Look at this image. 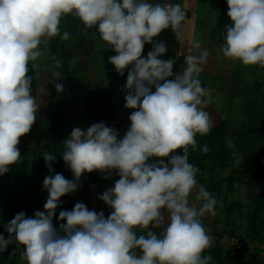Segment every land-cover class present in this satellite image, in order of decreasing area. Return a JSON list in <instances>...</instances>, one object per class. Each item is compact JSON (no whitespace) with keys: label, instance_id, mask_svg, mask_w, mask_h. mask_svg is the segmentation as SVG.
Listing matches in <instances>:
<instances>
[{"label":"clouds","instance_id":"9594fccd","mask_svg":"<svg viewBox=\"0 0 264 264\" xmlns=\"http://www.w3.org/2000/svg\"><path fill=\"white\" fill-rule=\"evenodd\" d=\"M227 5L231 24L218 53L244 66L264 67V0H227ZM69 14L98 30L116 53L108 62L119 75L128 70L123 90L124 107L133 110L130 127L122 139L105 122L73 128L61 155L74 179L60 173L45 177L44 211L34 217L16 214L5 226L8 238L0 234V252L15 243L10 255L19 252L27 264H210L212 256L204 253L213 238L201 218L215 214L217 201L198 186L200 170L188 159L189 149L197 148V134L207 135L213 127L206 111L211 89L199 79L209 53L190 52L184 57L187 66L174 75L176 61L160 59L166 44L153 43L168 28L180 38L186 12L178 3L0 0V175L20 159L17 145L37 119L40 104L31 94L28 64L41 57L42 42L61 35V18ZM61 38L69 39L70 33ZM145 44L153 47L142 58ZM191 48L201 49L200 42L193 40ZM55 88L64 91L61 83ZM200 150L209 151L206 144ZM43 158L51 172L55 157L45 152ZM150 158L159 159L150 163ZM113 170L119 179L99 196L112 209L107 218L77 202L71 211L59 212L66 223L53 225L60 198L77 191L85 172ZM193 192L199 206L189 201ZM138 227L147 234L137 235Z\"/></svg>","mask_w":264,"mask_h":264},{"label":"crops","instance_id":"0c3cea01","mask_svg":"<svg viewBox=\"0 0 264 264\" xmlns=\"http://www.w3.org/2000/svg\"><path fill=\"white\" fill-rule=\"evenodd\" d=\"M150 2L178 3L186 12V20L179 39L171 28L163 30L159 36L153 38V43L162 41L166 44L167 51L160 59L176 61L173 67L175 75L187 66L184 62L186 55L190 52L198 55L200 51L207 50L209 56L207 63L202 65L203 71L199 79L203 87L211 89L206 111L213 120V126L226 121L231 131L249 128L233 125L230 118L237 101L240 103V111L245 112L250 118L247 112L250 100L256 94H260V91H264V67L244 66L239 61L224 58L218 53L220 46L225 43L220 40L219 19L226 17L228 25L231 24L227 16V0H150ZM59 28L61 35L48 40L47 43L42 42L41 57L37 61L29 62L32 69L31 77L35 84L33 97L40 107L36 114V122L30 132L20 138L17 147L29 154L28 171L33 179H37L39 174H43V177L52 175L49 170L32 173L35 156L39 154L42 159L44 153L49 152L55 157L53 162L55 163L65 150L63 142L70 136L73 128L87 130L94 123L105 122L106 126L116 129L119 132L118 139H122L131 123L129 116L133 110L124 107L126 93L123 90L127 82L128 70L126 69L125 74L121 76L114 65L108 62L110 56L116 55L114 50L100 38L95 27L86 28L74 15L63 16ZM65 31L70 33V38L67 40L61 38ZM193 40L200 42L201 49L191 48ZM152 47V44H145L142 58H147ZM57 83L63 84L62 93L56 91ZM149 162L154 161L150 158ZM41 165H46L45 160L41 162ZM57 173L68 180L74 179L68 172ZM210 174L216 179L217 174L214 172H208L206 177L208 178ZM114 176V170L110 173L85 172L78 182L77 191L60 198L55 216L59 217L61 210L71 211L77 202L84 203L89 210L107 211L111 214L112 209L99 199V196L107 189L114 187L116 182ZM198 186L205 188L200 181ZM25 188L31 190L28 207L31 214L33 212L30 202L36 196V181H33L29 187L24 185L15 195L10 204L11 220L12 203ZM43 192L45 197L42 211L48 199L47 190L43 189ZM189 201L199 206V202L195 201V192L189 197ZM164 214L167 217L166 211ZM32 217H34L33 214ZM201 221L208 233L212 214H206ZM59 225L54 226L59 228ZM150 230L157 235L161 231L160 229ZM135 231L137 235H146L148 229L138 227ZM4 232L5 230L3 235ZM133 251L136 255L141 254L139 249Z\"/></svg>","mask_w":264,"mask_h":264},{"label":"trees","instance_id":"16d2710c","mask_svg":"<svg viewBox=\"0 0 264 264\" xmlns=\"http://www.w3.org/2000/svg\"><path fill=\"white\" fill-rule=\"evenodd\" d=\"M219 27L221 30L220 40L225 41L226 28L228 25V19L226 17H221L219 19ZM28 76L31 77L32 69L30 63L28 64ZM35 84L33 78L31 77V94L34 96ZM259 93L264 94V91ZM258 96L257 94L254 98ZM252 98V99H254ZM250 100L248 105V113L251 120L257 121V128H247L242 130H236L235 134L233 131L229 130V126L226 121H221L216 126H213L210 133L204 136L197 134V148L193 151L189 149L188 159L191 164L196 166L200 171L197 173V181L204 184L205 189L209 191L217 201L215 211L218 210L221 197L223 196L222 190V178L216 181L212 174L207 178L208 172L218 173L219 170L227 168L229 174L226 176L229 180L240 181V175L245 176V183L248 188L256 187L258 191L250 190L248 192V200L252 206V211L248 215V221L250 222V229L252 231L258 232L264 227V107H260V110L256 113L254 104ZM256 116V117H255ZM233 134L232 140L230 136ZM208 146L209 151L207 153L202 152L200 149L204 145ZM229 145H234L230 147ZM63 153V152H62ZM159 158H151L154 162ZM44 158L38 154L33 160L32 173L36 174L38 171H48L49 168L41 165ZM240 162L237 163L236 161ZM47 168V169H46ZM57 172H68L71 177L74 175L70 168L62 159V155L52 163L51 174L54 175ZM240 173V175L236 173ZM114 179L117 181L119 176L114 170ZM221 177V176H220ZM30 188H25L20 192L16 200L11 206V218L13 219L16 214L23 211L26 217H32V214L28 207V200L30 199ZM232 202H229L228 206L230 208ZM97 213L101 211H96ZM105 217L107 218L110 213L103 211ZM231 224V223H230ZM232 227L229 228L228 233L231 234ZM9 234L5 230L4 237L7 239ZM241 242V241H240ZM242 243V242H241ZM18 247L17 244H11L8 246L6 251L0 252V264H14L15 254L10 255L14 249ZM20 248L23 246H19ZM241 247H248V244L242 243L240 247L236 244H232L231 249H227L223 255L222 249L220 247L213 248L211 251L214 256L220 261L228 260L232 264H264V257L260 256L256 246L255 249L251 250L248 254L246 260H242L239 254ZM243 249V248H242Z\"/></svg>","mask_w":264,"mask_h":264},{"label":"rangeland","instance_id":"374dc122","mask_svg":"<svg viewBox=\"0 0 264 264\" xmlns=\"http://www.w3.org/2000/svg\"><path fill=\"white\" fill-rule=\"evenodd\" d=\"M257 81V79H256ZM236 102V101H235ZM252 104L257 113L260 107H264V94L260 93L254 99ZM240 103H235L230 118L231 123L240 128H257V121H252L245 112L240 111ZM256 117V116H255ZM236 130L233 131L235 134ZM230 136V140L234 137ZM20 151L21 157L10 166L9 171L3 175H0V234L3 235V231L6 230L5 226L11 221L10 219V204L14 200L15 195L19 192L24 185L29 187L33 181H36L37 192L33 201L30 202L32 208V214L39 210L42 211L45 194L43 192V181L45 177L43 174H39L37 179H33L31 173L28 171L30 168L29 160L27 159L29 154ZM29 167V168H28ZM241 172L236 174L240 175ZM229 174L228 169L219 170L217 173L216 181L222 178V190L223 196L219 204L218 210L212 215V223L209 226L208 234L213 238V244L209 249L205 250L204 255H211L212 260L210 264H232L228 260L220 261L214 256L211 249L214 247H220L222 254L231 249L232 238H237L243 244H250L248 247H241L239 254L242 260H246L251 250L256 246L258 254L264 257V227L258 232L250 229V222L248 221V215L252 211V206L248 200V192L250 190L258 191L256 187L248 188L245 183V176L240 175L242 178L240 181L229 180L226 176ZM221 176V177H220ZM231 203L229 208L228 204ZM57 215L53 218V225L61 224L62 221L57 219ZM231 223V224H230ZM232 227L231 234L228 233L229 228ZM23 248V247H21ZM243 248V249H242ZM14 264H27L26 261L21 260L19 252L15 254Z\"/></svg>","mask_w":264,"mask_h":264},{"label":"built area","instance_id":"2783aa9c","mask_svg":"<svg viewBox=\"0 0 264 264\" xmlns=\"http://www.w3.org/2000/svg\"><path fill=\"white\" fill-rule=\"evenodd\" d=\"M231 243L232 244H236L237 247H240L242 245V243L237 239V238H232L231 239ZM248 246H251L250 244H248Z\"/></svg>","mask_w":264,"mask_h":264}]
</instances>
